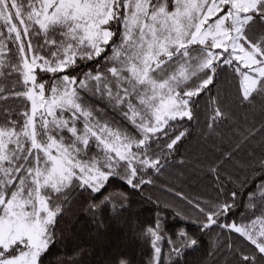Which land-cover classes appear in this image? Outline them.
I'll return each mask as SVG.
<instances>
[{"label":"snow or ice","instance_id":"obj_1","mask_svg":"<svg viewBox=\"0 0 264 264\" xmlns=\"http://www.w3.org/2000/svg\"><path fill=\"white\" fill-rule=\"evenodd\" d=\"M225 73L241 105L264 99V0H0V264H52L72 217L93 230L55 264H81L83 244L107 230L106 211L115 219V202L127 199L105 194L110 182L142 195L155 187L190 135L178 126L197 118L200 97ZM222 105L219 92L205 102L209 134L230 118ZM241 170L225 183L212 167L207 199L161 187L184 207L164 202L175 209L174 235L159 211L131 228L150 246L146 264H186L202 236L210 264L225 247L239 264H264V150ZM223 230L248 251L220 243ZM104 264L131 261L117 250Z\"/></svg>","mask_w":264,"mask_h":264},{"label":"trees","instance_id":"obj_2","mask_svg":"<svg viewBox=\"0 0 264 264\" xmlns=\"http://www.w3.org/2000/svg\"><path fill=\"white\" fill-rule=\"evenodd\" d=\"M258 27V26H257ZM219 92L223 107L230 112V118L220 123L215 132L209 134L205 121V102L208 96H215ZM264 99L257 97L251 105H241L236 101V93L230 82V76L225 73L218 77L217 84L211 89L210 93H205L200 97L199 107L194 109L196 119L193 121H184L178 127L183 130L188 129L190 135H187L176 147L172 156L169 157L167 167L156 178V185H148L142 195L139 191H133L128 186L118 180H112L107 186L105 194L113 193L119 195L123 192L127 199H120L115 202L116 216L115 219H109L108 212L105 213V223L108 225L107 230L102 233L99 240L93 239L91 243L83 244L84 252L81 264H104V261L114 251L123 252L131 261V264H146L148 256L151 255L148 243L134 239L131 228L133 226L138 230L140 226H146L151 222L159 211L161 219L167 224L168 233L175 234L177 223L173 216L174 208H164V202L174 204L176 208H183L173 195L159 191L163 186H172L181 190L190 197H214L216 193L213 188L216 185V176L210 169L216 165L220 166V177L227 183L229 177L237 176L243 179L244 173L241 165L247 160L249 155L255 152L256 155L264 150ZM251 132L246 142L240 133L247 135ZM239 145V148H237ZM226 153H231L232 158L228 159ZM231 187V185H229ZM151 195L153 200L159 198L160 204L149 202L147 196ZM78 205H74L75 210ZM113 205H110L111 209ZM238 220L239 217L237 216ZM231 221V218L229 222ZM74 232H65V239L58 243L49 254L48 260L55 264L57 258L65 253L71 255L77 243H83L87 238L93 226L86 223L82 218L72 217ZM188 230L195 232L196 229L189 224ZM78 232L82 239H74V234ZM221 232L216 229L211 233V239H215L217 233ZM231 241L236 248L246 247V242L234 233L223 230V235L219 242ZM201 245L197 249L187 250L184 256L186 264H210L205 260L207 256L210 237L202 236ZM161 247L167 255L169 246L165 241L161 242ZM219 264H226L231 261L232 264H239L238 258H233L229 250L225 247L217 257Z\"/></svg>","mask_w":264,"mask_h":264}]
</instances>
